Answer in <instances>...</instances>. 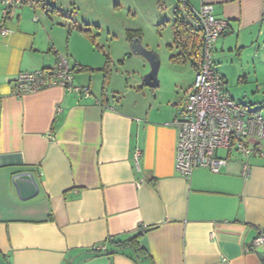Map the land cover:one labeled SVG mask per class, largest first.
Returning a JSON list of instances; mask_svg holds the SVG:
<instances>
[{
  "label": "crops",
  "instance_id": "1",
  "mask_svg": "<svg viewBox=\"0 0 264 264\" xmlns=\"http://www.w3.org/2000/svg\"><path fill=\"white\" fill-rule=\"evenodd\" d=\"M203 1L212 4L217 19L229 22L213 47L214 70L225 77L233 99L234 71L251 75L252 90L259 93L251 104H264V0ZM191 3L199 8L202 0ZM5 27L0 264H136L124 254L92 251L106 249L110 237L126 239L149 226L156 227L141 246L154 264H264V243L255 244L264 234V154L246 159L221 149L227 164L220 172L199 167L187 179L177 171L174 120L194 85L191 61L185 97L166 96L159 82V88L136 89L127 99L131 90L117 95L111 80L101 91L95 88L86 74L90 65L62 45V35L69 39L74 30L40 5L20 7ZM186 54L198 62V55ZM60 57L68 60L73 86L81 91L53 85L13 94L20 72L53 68ZM20 173L33 175L36 195L21 197L14 181Z\"/></svg>",
  "mask_w": 264,
  "mask_h": 264
},
{
  "label": "rangeland",
  "instance_id": "2",
  "mask_svg": "<svg viewBox=\"0 0 264 264\" xmlns=\"http://www.w3.org/2000/svg\"><path fill=\"white\" fill-rule=\"evenodd\" d=\"M46 2L56 9L51 10L50 14L64 20L68 28L74 30L69 39L68 35H62V45H70V55L90 65L86 74L88 80L93 78L97 90L101 91L111 80V89L118 91L115 94L122 95L123 91L130 89L126 96L130 99L136 89L151 88L144 84L151 64L145 56L133 53V40L129 37V33L133 32L140 34L143 46L158 55L161 62L158 78L163 93L166 96L185 97L192 76L188 72L190 63L177 59L183 55V49L175 36L177 0ZM79 72L75 71L74 75ZM245 75L243 70H238L230 77L229 86L234 99L237 103L248 104L250 108L264 105L261 101H252L251 104V100L257 99L253 96L259 97V93L252 90L254 83L251 75L246 78ZM223 153L220 150L219 154Z\"/></svg>",
  "mask_w": 264,
  "mask_h": 264
},
{
  "label": "built area",
  "instance_id": "3",
  "mask_svg": "<svg viewBox=\"0 0 264 264\" xmlns=\"http://www.w3.org/2000/svg\"><path fill=\"white\" fill-rule=\"evenodd\" d=\"M1 4L0 34L6 36L10 30L5 27V21L18 8L31 6V2L1 0ZM176 8L202 33L194 85L174 120L178 130L176 168L189 179L199 167L220 172L227 164V158L219 155L221 149L235 150L246 159L254 153L264 154V107L250 108L237 103L227 89L225 77L213 68V47L226 32L228 20L217 19L212 4L203 0L199 8L191 0H177ZM13 83L16 96L53 85L82 90L73 86L72 68L64 57L53 68L20 72ZM248 172L249 163L245 162L243 173L247 176ZM261 243H264V234L255 240V244Z\"/></svg>",
  "mask_w": 264,
  "mask_h": 264
},
{
  "label": "trees",
  "instance_id": "4",
  "mask_svg": "<svg viewBox=\"0 0 264 264\" xmlns=\"http://www.w3.org/2000/svg\"><path fill=\"white\" fill-rule=\"evenodd\" d=\"M31 6L40 5L44 11L48 14L51 10H56L54 7H51L50 4L44 0H29ZM30 6V7H31ZM23 7V6H22ZM19 9V8H18ZM176 21H175V36L176 42L183 49V55L178 56V60L182 59L183 61H191L192 65L197 68L198 62H195L191 57L187 58V54H192L194 56L199 55L201 41L197 35L192 34L193 25L189 20H187L181 13L177 10L175 12ZM7 21V20H6ZM5 21V22H6ZM5 25V23H4ZM130 39L134 40L140 37L138 33H129ZM198 57V56H197ZM85 68V67H83ZM156 226L149 227H140L139 230L129 236L126 239H117L110 237L105 244L107 248L104 250H93L92 253L95 255H115V254H124L132 258L136 264H144L146 260H149L151 264H154V260L151 255L141 246L142 237L148 233L150 230L154 229Z\"/></svg>",
  "mask_w": 264,
  "mask_h": 264
},
{
  "label": "water",
  "instance_id": "5",
  "mask_svg": "<svg viewBox=\"0 0 264 264\" xmlns=\"http://www.w3.org/2000/svg\"><path fill=\"white\" fill-rule=\"evenodd\" d=\"M132 50L135 54L145 56L151 64V70L144 77V84L151 88L158 87L160 82L158 73L161 65L158 55L143 46L139 38L132 41ZM14 181L22 198H30L39 191V187L31 173H20L15 176Z\"/></svg>",
  "mask_w": 264,
  "mask_h": 264
}]
</instances>
